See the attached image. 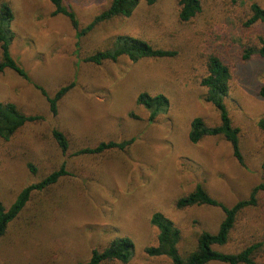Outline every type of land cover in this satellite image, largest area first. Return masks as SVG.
<instances>
[{"label":"rangeland","instance_id":"obj_1","mask_svg":"<svg viewBox=\"0 0 264 264\" xmlns=\"http://www.w3.org/2000/svg\"><path fill=\"white\" fill-rule=\"evenodd\" d=\"M14 12L11 56L31 80L11 70L0 73V101L13 102L27 115L41 119L25 123L8 141L0 138V200L8 207L18 191L65 163L69 174L48 188L33 192L24 209L0 238V264H77L91 249H103L117 237L132 240L129 261L101 264H171L166 256H148L147 245L157 242L150 223L161 212L179 229L180 255L193 249L197 235L216 232L223 218L213 206L183 209L175 200L202 183L226 205L247 198L264 183V59H241L242 47L264 38V23L245 29L249 7L264 0H200L201 11L190 21L178 18L177 0L140 1L129 17L98 23L75 46V31L67 17L52 15L48 0H7ZM110 0H62L81 26L89 23ZM130 35L155 47L173 49L168 57L91 64L80 57L109 47L115 37ZM251 42V43H250ZM218 52L231 66L224 97L231 122L239 128L243 165L221 136L188 140L194 117L212 126L219 112L206 101L200 78L205 58ZM74 86L58 102L55 115L35 85L53 95L61 86ZM162 93L169 106L148 120L149 111L136 103L139 93ZM63 132L69 148L62 153L52 129ZM132 139L123 151L73 153L102 141ZM35 168L33 172L32 167ZM264 235V189L257 203L242 210L227 244L232 251ZM210 264H224L211 262ZM264 264V254L255 257Z\"/></svg>","mask_w":264,"mask_h":264},{"label":"trees","instance_id":"obj_2","mask_svg":"<svg viewBox=\"0 0 264 264\" xmlns=\"http://www.w3.org/2000/svg\"><path fill=\"white\" fill-rule=\"evenodd\" d=\"M53 6L52 15H63L68 18L75 31L76 42L86 33L91 31L98 23L108 21L116 17H129L140 1L151 5L155 0H110L102 11L96 14L93 19L84 26H81L75 13L64 4L62 0H48ZM178 18L187 22L201 11L200 0H177ZM14 19V12L7 0H0V73L11 70L17 75L31 80L27 71L11 56L9 45L13 39L11 23ZM257 23H264V7L253 3L249 7V15L243 22L245 29L254 27ZM251 43V42H250ZM79 48V47H78ZM75 50V54L78 52ZM241 59L248 60L252 56L264 59V38L259 37L258 43L249 44L241 49ZM175 54L173 49L155 47L146 40L130 35H119L115 41L103 49L95 50L80 57L78 61L101 64L102 62H115L119 57L125 56L131 61L142 58L168 57ZM206 73L200 78V85L206 89V101L215 106L219 112V122L208 126L199 117H194L189 123L188 140L192 144L198 143L204 137L221 136L230 144L232 154L243 165V158L239 145V128L231 122L228 110L224 103V97L229 90V79L231 77V66L223 57L213 50L205 58ZM35 85L45 97L49 112L55 115L58 110V102L74 86V81L61 86L52 96L46 90ZM258 94L264 98V86L259 88ZM136 103L149 111L148 120L156 115L164 113L168 106V97L162 93L151 95L148 92H141L136 98ZM41 119L40 116L27 115L13 102L0 101V138L8 141L27 122ZM258 126L264 134V120L260 119ZM52 137L57 143L60 151L65 153L69 148L68 140L63 132L52 129ZM132 142V139L122 141L98 142L94 146L83 147L75 151L74 155L104 153L111 150H125ZM32 167V166H31ZM33 172L35 168L32 167ZM65 163L53 170L44 178L35 183H29L22 187L16 194L14 200L6 208L0 200V238L6 233L11 221L24 209L33 192H40L57 182L61 177L68 175ZM264 189V183L253 187L247 198L236 200L231 205H226L221 200L211 196L202 183H197L187 194L175 200L174 206L183 209L195 205H208L219 208L223 218L219 222L216 232L207 230L201 231L196 238L193 249L184 255H180L178 242L181 238L180 229L161 212H154L151 215L150 223L155 226L157 242L154 245H147L144 253L148 256H166L171 264H210L211 262L224 264H255V257L264 254V235L259 239L248 240L244 246L225 251L218 249L228 243L231 232L240 212L247 207L257 203V193ZM134 251V245L128 237H117L103 249H91L90 257L84 262L77 264H101L102 262L117 260L122 263L129 261Z\"/></svg>","mask_w":264,"mask_h":264}]
</instances>
